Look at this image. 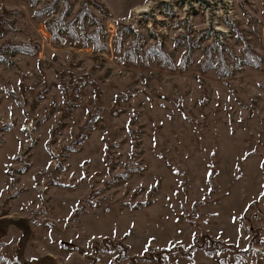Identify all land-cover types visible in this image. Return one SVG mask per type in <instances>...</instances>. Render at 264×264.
<instances>
[{
  "label": "rangeland",
  "instance_id": "1",
  "mask_svg": "<svg viewBox=\"0 0 264 264\" xmlns=\"http://www.w3.org/2000/svg\"><path fill=\"white\" fill-rule=\"evenodd\" d=\"M154 248L264 264V0H0V264Z\"/></svg>",
  "mask_w": 264,
  "mask_h": 264
},
{
  "label": "trees",
  "instance_id": "2",
  "mask_svg": "<svg viewBox=\"0 0 264 264\" xmlns=\"http://www.w3.org/2000/svg\"><path fill=\"white\" fill-rule=\"evenodd\" d=\"M74 25V23H72ZM212 243L214 245H212ZM117 246H120L122 249L120 250V255L119 258L123 257V250L125 249L124 246L120 245L119 242H116ZM221 244V246L217 245L215 242H211L210 239H205L204 243H203V248H205V252L207 254H213L217 251L219 252H230L233 255V258H237L238 254L240 253V251L234 247H232L231 245L225 244L222 246V242L218 243ZM194 249V246H189L187 248H181V247H176V251H177V255L178 256H182L185 259H190L191 257V253ZM246 253V251L244 252V254ZM171 255H175L174 254V249H150L148 251H146L145 256L143 258V260L145 261H149V262H153V264H169V257ZM117 258V255H116ZM115 256L113 258V263L114 264H118L117 260H116Z\"/></svg>",
  "mask_w": 264,
  "mask_h": 264
}]
</instances>
